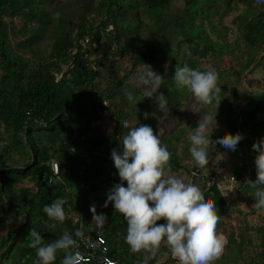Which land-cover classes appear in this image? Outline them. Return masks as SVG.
<instances>
[{"label": "trees", "instance_id": "trees-1", "mask_svg": "<svg viewBox=\"0 0 264 264\" xmlns=\"http://www.w3.org/2000/svg\"><path fill=\"white\" fill-rule=\"evenodd\" d=\"M143 64L164 77L156 95L166 96L169 111L143 95L136 80ZM185 64L217 71L219 106L213 100L193 108L192 94L173 80ZM255 71L264 82V4L256 0H0V227L11 225L0 234V264H37L31 228L44 244L67 231L77 241L70 251L90 255L84 264H99L98 256L140 264L144 253L126 243V219L111 203L104 207L114 185L127 187L112 150L122 153L121 137L140 124L172 154L170 172H183L216 203L226 245L212 264H264V209L253 206L256 189L247 184L228 203L216 186L205 191L219 156L235 177L249 167L250 180L257 178L253 144L264 139V90L246 89L240 98L232 86ZM204 113H216L212 140L237 133L243 139L236 151L210 146L208 164L199 167L188 136ZM56 199L64 202L63 223L43 211ZM92 206L108 218L103 229L93 222ZM98 237L103 244L90 249ZM65 255L58 251L54 264ZM168 261L162 244L149 264Z\"/></svg>", "mask_w": 264, "mask_h": 264}, {"label": "clouds", "instance_id": "clouds-1", "mask_svg": "<svg viewBox=\"0 0 264 264\" xmlns=\"http://www.w3.org/2000/svg\"><path fill=\"white\" fill-rule=\"evenodd\" d=\"M256 3L264 4V0H256ZM143 66L146 71L136 78L137 84L143 88V95L150 99L155 97L154 103L163 113L169 111L166 96L162 92L156 95L164 77L151 66ZM218 79L214 68L199 70L187 64L178 66L173 78L178 88L187 89L192 94L195 101L193 108L211 105L213 100L219 106L221 89L217 86ZM125 95L130 103L135 102L136 97L127 89ZM122 125L129 127L127 121H123ZM216 127V113H204L198 126L188 136L192 160L199 167L208 164L210 146L220 144L236 151L243 139L237 133L225 134L214 141L211 135ZM120 143L122 153L113 149L111 157L121 181H125L127 187L123 183L114 185L107 194L104 207L111 203L115 212L126 219V243L133 253H144L140 264H149L162 244H166L178 264H212L221 256L226 244V237L217 232L220 216L216 203L207 200L199 186L170 174L172 154L150 126L140 124L131 127L121 137ZM253 150L258 153L255 158L257 178L255 181L248 179L246 184L256 189L253 206L264 209V187H260L264 185V139L254 143ZM63 203L62 199H56L45 205L43 211L49 219L63 223L66 218ZM90 210L93 222L103 229L107 216L103 213L98 215L95 206ZM161 220L166 223L158 224ZM76 236L82 237V233L77 231ZM29 237V246L36 250L37 264H54L56 254L61 250L66 252L62 264H83L81 254L70 251L77 246V241L67 231L51 244H44L43 237L34 228L30 229ZM107 264L114 262L108 261Z\"/></svg>", "mask_w": 264, "mask_h": 264}, {"label": "built area", "instance_id": "built-area-1", "mask_svg": "<svg viewBox=\"0 0 264 264\" xmlns=\"http://www.w3.org/2000/svg\"><path fill=\"white\" fill-rule=\"evenodd\" d=\"M51 170L54 177L59 176V167L58 164L55 161H51ZM213 174L210 175L207 183L205 191H207L210 187L216 186L218 190L221 192L223 199L225 201H229L231 197H234L235 194L239 189L246 186V182L248 179H250L251 170L250 168H246L245 171L241 174L240 177H235L228 169L226 163L224 160L221 159V157L217 158L213 161ZM193 176L196 174L193 173ZM235 180H234V179ZM103 244V241L100 237L96 238L94 241H90L88 244V247L94 248V247H100ZM226 245V244H225ZM225 248V246H224ZM224 251V249H223ZM223 253V252H222ZM84 258L83 264L87 263L90 259V255H82ZM93 256V254H92ZM99 264H107L110 260L107 257L98 256L97 257ZM114 264H119L118 262L113 261ZM167 264H178V262L172 258L171 253L169 251V261Z\"/></svg>", "mask_w": 264, "mask_h": 264}, {"label": "rangeland", "instance_id": "rangeland-1", "mask_svg": "<svg viewBox=\"0 0 264 264\" xmlns=\"http://www.w3.org/2000/svg\"><path fill=\"white\" fill-rule=\"evenodd\" d=\"M228 39H232V38H228ZM245 80L243 82L242 85L240 84H232L233 86V89L236 88V92L238 94V97H242L244 95V91L247 89H249L250 91L251 90H257L259 89L260 91H263L264 90V82H263V77H262V72L261 71H255L252 75H246L245 77ZM237 85V86H236ZM252 85V86H250ZM232 89V88H230ZM230 91L232 90H228L227 92V95L230 93ZM231 103L233 105H236L237 102L234 101L233 99L230 100ZM198 110H200L198 107H197ZM198 110H193V112H191L190 114L193 115V114H196ZM196 112V113H195ZM109 126V124L107 122H103L102 123V127L103 128H107ZM222 156L227 159L226 155L222 154ZM221 157V156H219ZM170 174L172 175H176V176H180L182 178H184L185 182H188L186 176L184 175L183 172H170ZM228 203V201H226ZM245 207V209H248L247 206H243V208ZM11 225H5V226H1L0 227V234L5 236L7 233H8V230L10 229Z\"/></svg>", "mask_w": 264, "mask_h": 264}]
</instances>
